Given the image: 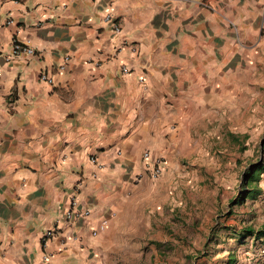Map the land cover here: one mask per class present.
I'll use <instances>...</instances> for the list:
<instances>
[{
    "label": "crops",
    "instance_id": "0c3cea01",
    "mask_svg": "<svg viewBox=\"0 0 264 264\" xmlns=\"http://www.w3.org/2000/svg\"><path fill=\"white\" fill-rule=\"evenodd\" d=\"M0 70V264H128L145 200L206 152L193 128L207 147L242 104L264 108V0H0ZM144 152L163 160L155 180ZM72 199L91 217L57 225Z\"/></svg>",
    "mask_w": 264,
    "mask_h": 264
},
{
    "label": "rangeland",
    "instance_id": "374dc122",
    "mask_svg": "<svg viewBox=\"0 0 264 264\" xmlns=\"http://www.w3.org/2000/svg\"><path fill=\"white\" fill-rule=\"evenodd\" d=\"M263 85L255 93L264 95ZM240 91L243 102L250 95L243 87ZM263 97L257 96V100ZM238 113L220 126L216 136H209L207 147L202 139L194 138L201 127L193 126L195 145L206 152L184 160L182 171L174 173V181L167 184L169 188L159 189L151 202L145 200L144 243L137 252L127 254L128 264H226L229 251L236 258L235 264H264V254L258 249L240 250L223 228L237 230L251 220L252 213L264 216V175L259 184L262 194L256 200L229 207L241 189L242 172L264 160V108L248 101ZM210 239L214 241L206 247Z\"/></svg>",
    "mask_w": 264,
    "mask_h": 264
},
{
    "label": "built area",
    "instance_id": "2783aa9c",
    "mask_svg": "<svg viewBox=\"0 0 264 264\" xmlns=\"http://www.w3.org/2000/svg\"><path fill=\"white\" fill-rule=\"evenodd\" d=\"M200 5H202L205 8H209V6L205 2H201ZM104 23L106 25H110L111 30L115 34H119L121 32L120 26L113 22V19L110 14H107L104 16ZM12 50H13V54L15 55H20V54H26L29 56L35 55L34 49L27 47L25 45H22L21 43L17 41H13ZM120 51H121V48L116 50V55ZM69 60H70V57L68 55L64 56L63 63L58 67V70L61 72L64 71ZM121 72L123 74H126L129 72V69L126 66H122ZM1 73L2 71L0 70V76H1ZM39 81L42 83L49 84V85L54 84L53 78L49 76L47 73H41L39 76ZM140 81L143 82V79H141ZM116 155H120V152L117 151ZM142 159L145 161V168H144L145 174L152 180L159 178L163 172L162 158L157 157V158L151 159L149 152H144L142 155ZM90 161L96 165L94 158L90 159ZM81 184H82L81 181L78 182L76 185V188H80ZM90 217H91V210L87 208H81L78 202L72 199L68 209L64 212V215L60 218V221L57 223V225L63 224L67 227H73L78 222L87 220ZM105 224H106L105 221L101 222L98 230L92 231L91 235L95 237L97 233L104 228ZM55 235H56V230L54 228L48 229L47 231H45L41 236L42 245L45 246L49 241H51L54 238Z\"/></svg>",
    "mask_w": 264,
    "mask_h": 264
},
{
    "label": "trees",
    "instance_id": "16d2710c",
    "mask_svg": "<svg viewBox=\"0 0 264 264\" xmlns=\"http://www.w3.org/2000/svg\"><path fill=\"white\" fill-rule=\"evenodd\" d=\"M264 175V160L259 159L257 162L250 164L241 174L240 185L241 189L238 194L229 201V207L242 206L248 199L256 200L261 194L262 190L259 187L262 176ZM242 224H245L244 222ZM229 232V236L233 241L237 242L240 247L246 242H257L260 247L264 248V229H257L253 224H246L237 228L223 227ZM206 247H208L214 239H210ZM156 246H159L156 243ZM236 258L232 251H229L226 264H235Z\"/></svg>",
    "mask_w": 264,
    "mask_h": 264
}]
</instances>
